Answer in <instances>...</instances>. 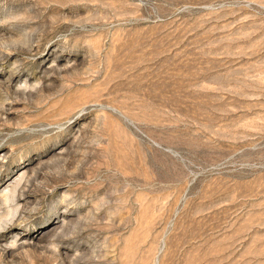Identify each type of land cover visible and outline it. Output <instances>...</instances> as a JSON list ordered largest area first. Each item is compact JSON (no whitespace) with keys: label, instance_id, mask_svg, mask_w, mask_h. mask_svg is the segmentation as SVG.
<instances>
[{"label":"rangeland","instance_id":"obj_1","mask_svg":"<svg viewBox=\"0 0 264 264\" xmlns=\"http://www.w3.org/2000/svg\"><path fill=\"white\" fill-rule=\"evenodd\" d=\"M0 48V264H264V0H0Z\"/></svg>","mask_w":264,"mask_h":264},{"label":"bare ground","instance_id":"obj_2","mask_svg":"<svg viewBox=\"0 0 264 264\" xmlns=\"http://www.w3.org/2000/svg\"><path fill=\"white\" fill-rule=\"evenodd\" d=\"M9 47H10V46H9ZM9 47H8L7 49H9ZM1 49H3V48H0V51H1ZM5 51L8 52L9 50H5ZM2 53H3V50H2ZM0 55L2 56V54H0ZM5 55H6V53H5ZM7 55H8V54H7ZM3 57H4V56H3ZM6 57H7V56H6ZM6 57H5V58H6ZM0 58H1V57H0ZM55 67H56V66H55ZM8 73H9V72H8ZM9 75H10V73H9ZM9 75L7 76V77H8V81H9L10 78H11ZM3 81H6V78H5V80H3ZM7 83H8V82H7ZM10 84H11V83H10ZM3 85H5V84H3ZM5 86H6V85H5ZM11 86H12V85H11ZM13 88H14V87H13ZM25 88H26V86L24 87V89H25ZM24 89H23V92L25 91ZM16 182H17V181H16ZM16 182H15V183H16ZM17 184H18V183H17ZM20 185H21V184H20ZM18 187H19V186H18ZM11 188H13V187H11ZM16 190H17V189H16ZM20 190H21V189H20ZM11 191H12V190H11ZM22 192H24V191H22ZM25 192H26V191H25ZM25 192H24V193H25ZM11 193H12V192H11ZM27 193H28V192H27ZM28 194H29V193H28ZM15 196H16V195H15ZM15 196H14V197H15ZM24 196H25V195H24ZM21 198H23V197H21ZM14 201H15V200H14ZM64 221H65V220H64ZM65 222H66V221H65ZM63 223H64V222H62V224H59V225L53 224V225H51L50 230H49V229H48V230L45 229V230H46V232H50L51 230H55V229L57 230V228L62 227ZM64 227H65V226H64ZM60 229H63V228H60ZM52 235H53V234H52ZM38 238H39V237H38ZM22 241H23V240H22ZM36 241H41V240H39V239L37 240V239H36ZM36 241H35V242H36ZM23 244H24V246L26 245L24 242H20V243H18L19 248H20V247H23ZM28 245H29V244H28ZM33 245H34V244H33ZM29 246H30V245H29ZM64 253H65V252H64ZM1 254H2V253H1ZM3 255H4V254H3ZM59 256H61V254H59Z\"/></svg>","mask_w":264,"mask_h":264}]
</instances>
